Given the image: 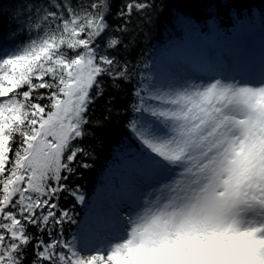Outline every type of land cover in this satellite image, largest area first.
Segmentation results:
<instances>
[{
    "label": "snow or ice",
    "instance_id": "6c2138e0",
    "mask_svg": "<svg viewBox=\"0 0 264 264\" xmlns=\"http://www.w3.org/2000/svg\"><path fill=\"white\" fill-rule=\"evenodd\" d=\"M112 7L27 0L23 39L0 44V264H264V70L225 75L209 61L145 77L129 34L155 0ZM127 85L140 181L155 186L119 217L124 234L94 247L67 238L75 219L60 200L85 202L74 179L91 153L77 141L111 119L116 97L94 121L96 101Z\"/></svg>",
    "mask_w": 264,
    "mask_h": 264
},
{
    "label": "trees",
    "instance_id": "16d2710c",
    "mask_svg": "<svg viewBox=\"0 0 264 264\" xmlns=\"http://www.w3.org/2000/svg\"><path fill=\"white\" fill-rule=\"evenodd\" d=\"M3 4L4 15L0 16V44L12 46L23 39L20 35L19 25L23 22V17L16 18L15 11L27 0H0ZM123 0H112V12L120 7ZM259 12L260 20L264 23V0H155V7L150 11V22L145 23L133 14V25L137 23L140 27L135 28L136 47L130 56L131 63L138 65V73L146 76L148 67L153 59V55L158 45L173 37H179L184 30L186 20H192L199 26H206V19L213 16L217 23L226 31L237 19H251L253 11ZM113 25L119 23L114 17H109ZM15 29V33H13ZM128 37H125L127 40ZM122 57H127V53H121ZM139 79V75L136 78ZM126 90L114 93L109 89L105 96L96 101L91 110L92 120H103L108 105L106 101L109 96H115L116 102L110 121H106L102 126L89 125L91 135L77 143L82 144L91 155L86 159L90 164L87 169H81L80 175L74 179L75 185L79 186L85 197L84 205L66 201L63 197L60 200L62 205L72 208L75 222L78 217L85 214L86 205L89 204L90 197L95 193L100 182V176L107 163L115 161V153L124 151L128 145H132L133 138L127 128L128 121L133 117V113L124 111L132 97V85L125 86ZM119 113V114H117ZM74 223L67 225V238L69 237ZM35 231V229H31Z\"/></svg>",
    "mask_w": 264,
    "mask_h": 264
},
{
    "label": "rangeland",
    "instance_id": "374dc122",
    "mask_svg": "<svg viewBox=\"0 0 264 264\" xmlns=\"http://www.w3.org/2000/svg\"><path fill=\"white\" fill-rule=\"evenodd\" d=\"M208 28L209 33L202 35L198 27L187 20L184 27L186 34L179 41L166 40L164 45H167L166 48L169 46V51L164 50L161 59L157 58L151 62L152 68L146 77L152 76L156 79L164 69L180 74L189 73L191 69L188 65L178 61L173 54L174 51L181 53L178 51L182 49H189L197 56L221 57L222 61L232 52L233 57H240L239 62L246 71L253 70L251 68L255 65V55L261 51V44L264 42V25L259 24L256 18L252 22L243 20L234 25L227 35L223 33L218 35L211 20L208 22ZM206 42L210 44L209 49L204 46ZM145 83L148 81L146 80ZM131 137L132 145H128L123 152L115 153V161L107 163L103 169L100 182L95 193L90 197L85 214L78 217L68 239L73 237H77L78 241L87 239L94 247L106 246L110 241L118 239L127 227L120 222L119 217L129 214L134 202L142 203L145 193L155 186L154 183L140 181V145L132 133Z\"/></svg>",
    "mask_w": 264,
    "mask_h": 264
},
{
    "label": "bare ground",
    "instance_id": "6f19581e",
    "mask_svg": "<svg viewBox=\"0 0 264 264\" xmlns=\"http://www.w3.org/2000/svg\"><path fill=\"white\" fill-rule=\"evenodd\" d=\"M261 47V51L257 52L255 58L256 62L259 65V69L262 71L264 70V42H262Z\"/></svg>",
    "mask_w": 264,
    "mask_h": 264
},
{
    "label": "clouds",
    "instance_id": "9594fccd",
    "mask_svg": "<svg viewBox=\"0 0 264 264\" xmlns=\"http://www.w3.org/2000/svg\"><path fill=\"white\" fill-rule=\"evenodd\" d=\"M150 223H151L150 220H146V221H142V222H141V224H143V225H148V224H150Z\"/></svg>",
    "mask_w": 264,
    "mask_h": 264
}]
</instances>
